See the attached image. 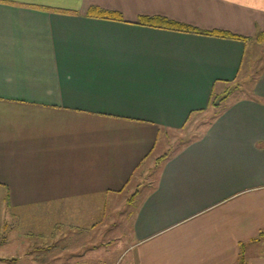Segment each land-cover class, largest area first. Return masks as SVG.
Instances as JSON below:
<instances>
[{
    "label": "crops",
    "instance_id": "crops-1",
    "mask_svg": "<svg viewBox=\"0 0 264 264\" xmlns=\"http://www.w3.org/2000/svg\"><path fill=\"white\" fill-rule=\"evenodd\" d=\"M153 17L199 33L140 23ZM256 38L264 0H0V194L89 230L127 193L130 243L102 264H264V68L163 154Z\"/></svg>",
    "mask_w": 264,
    "mask_h": 264
},
{
    "label": "rangeland",
    "instance_id": "rangeland-1",
    "mask_svg": "<svg viewBox=\"0 0 264 264\" xmlns=\"http://www.w3.org/2000/svg\"><path fill=\"white\" fill-rule=\"evenodd\" d=\"M263 68L264 43L256 38L248 42L242 75L238 83L229 88V100H223L219 106L214 104L211 111L200 114L186 130L170 134L173 143L163 154H169L184 143L198 138L211 122L213 114L234 98L252 93L253 83ZM130 197L125 193L116 200L115 205L111 202L104 222L85 230L71 227L52 213L45 217L44 211L40 212L37 208L13 212L6 203V197L0 194V264H75L83 261L80 258L84 255L88 259L92 257L88 264L119 259L131 238L133 208L127 201ZM85 256L82 263L86 260Z\"/></svg>",
    "mask_w": 264,
    "mask_h": 264
},
{
    "label": "trees",
    "instance_id": "trees-1",
    "mask_svg": "<svg viewBox=\"0 0 264 264\" xmlns=\"http://www.w3.org/2000/svg\"><path fill=\"white\" fill-rule=\"evenodd\" d=\"M93 12H98L99 18L122 21V16L118 13H112V12L100 11V10H93ZM140 23L143 25H147L149 27L163 28V29L172 30L176 32L199 33V31L187 25H183V24H180L174 21H170L165 18H160V17L145 18V19L140 20ZM202 34H205L208 36H216V37H221V38L241 40L240 37H237L235 35H232L224 31L203 32ZM240 264H243V260L241 261Z\"/></svg>",
    "mask_w": 264,
    "mask_h": 264
},
{
    "label": "water",
    "instance_id": "water-1",
    "mask_svg": "<svg viewBox=\"0 0 264 264\" xmlns=\"http://www.w3.org/2000/svg\"><path fill=\"white\" fill-rule=\"evenodd\" d=\"M231 92L229 91V93H227L226 95H224L223 97H220L217 101H216V106H219L221 104V102L225 99H227L228 95L230 94Z\"/></svg>",
    "mask_w": 264,
    "mask_h": 264
}]
</instances>
